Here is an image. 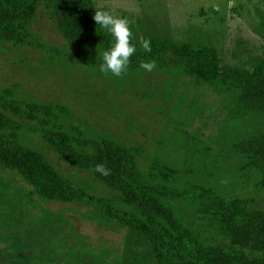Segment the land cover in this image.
<instances>
[{"label": "rangeland", "instance_id": "rangeland-1", "mask_svg": "<svg viewBox=\"0 0 264 264\" xmlns=\"http://www.w3.org/2000/svg\"><path fill=\"white\" fill-rule=\"evenodd\" d=\"M94 3L97 10L127 17L134 41L152 36L207 46L218 51L224 69L248 66L251 59L264 55V0ZM31 30L34 45L0 42V92L13 88L21 99L64 105L70 113L63 130L75 126L86 137L112 135L138 148L146 176L171 192L208 187L227 198L243 200L252 209L264 208L258 173L233 148L235 141L257 130L262 124L260 116L234 122L232 96L199 82L184 69L156 65L151 72L131 70L121 77L101 72L99 66L76 58L44 4ZM26 138L64 176L87 186L98 199H113V190L90 172L70 165L41 134L28 130ZM114 205L126 210L115 201ZM175 208L183 222L197 225L194 209L183 196L177 198ZM98 214L96 202L48 201L18 173L0 168V246L20 248L19 236L25 239L32 234L44 240L42 252L50 253L52 242L60 258L67 250L64 247L70 251L83 247L96 258H83L82 264H104L105 257L110 261L118 257L117 264H156L143 237L121 223L113 228ZM211 232L216 243L230 247L224 237ZM27 244L37 248L35 241ZM104 249L113 250L112 257H116L110 258ZM72 253L67 261L73 259Z\"/></svg>", "mask_w": 264, "mask_h": 264}, {"label": "trees", "instance_id": "trees-1", "mask_svg": "<svg viewBox=\"0 0 264 264\" xmlns=\"http://www.w3.org/2000/svg\"><path fill=\"white\" fill-rule=\"evenodd\" d=\"M41 4L50 10L76 58L100 67L103 52L110 49L113 40L94 20V0H0V42L34 45L31 26ZM145 39L151 40L152 52L145 53L133 41L137 52L131 57L127 72L142 69L140 64L149 60L161 69H184L199 82L232 96L236 103L231 114L234 122H244L252 116L262 118L257 130L235 141L233 148L258 173L257 187L264 189V55L251 59L248 66L224 69L216 49L152 36ZM69 113L64 105L21 99L15 89H3L0 168L18 173L38 196L48 201L96 202L98 215L106 222L115 228L121 223L147 241L156 264H264V208L252 209L247 202L227 198L208 187L171 192L153 184L140 166L138 148H131L112 135L86 137L75 126L70 131L63 130ZM28 130L41 134L70 165L90 172L113 190V199H98L87 186L64 176L28 143ZM98 164L110 169V175L95 172ZM179 196L193 207L197 225L187 224L178 216L175 203ZM113 200L126 210L115 206ZM211 231L224 237L230 247L216 243ZM30 236H19L20 243H16L20 248L0 246L1 264H82L83 258L96 260L83 247L81 254L64 247L67 250L60 258L52 242L48 244L50 253L42 252L44 240ZM28 240L35 241L37 248L28 245ZM2 242H6L5 237ZM104 250L113 258V250ZM70 252L75 253L67 261ZM103 260L104 264L119 262L118 257Z\"/></svg>", "mask_w": 264, "mask_h": 264}, {"label": "clouds", "instance_id": "clouds-1", "mask_svg": "<svg viewBox=\"0 0 264 264\" xmlns=\"http://www.w3.org/2000/svg\"><path fill=\"white\" fill-rule=\"evenodd\" d=\"M94 20L101 28L107 29L113 40L110 49L103 52V63L100 65V71L121 77L127 72L131 57L137 52V43L133 42L135 37L132 32L131 21L114 11L104 10H96ZM138 43L145 53L152 52L151 40L140 38ZM155 67V62L151 60L140 64V68L146 72H151ZM95 172L108 176L111 170L103 164H98L95 167Z\"/></svg>", "mask_w": 264, "mask_h": 264}]
</instances>
